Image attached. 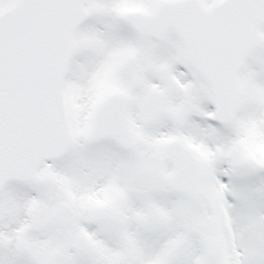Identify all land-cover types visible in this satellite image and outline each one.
Masks as SVG:
<instances>
[{
  "label": "snow or ice",
  "instance_id": "snow-or-ice-1",
  "mask_svg": "<svg viewBox=\"0 0 264 264\" xmlns=\"http://www.w3.org/2000/svg\"><path fill=\"white\" fill-rule=\"evenodd\" d=\"M0 264H264V0H0Z\"/></svg>",
  "mask_w": 264,
  "mask_h": 264
}]
</instances>
